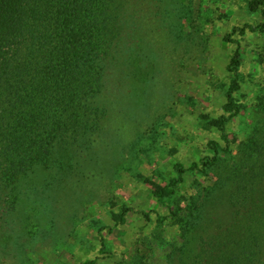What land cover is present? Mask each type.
Instances as JSON below:
<instances>
[{
  "label": "rangeland",
  "instance_id": "374dc122",
  "mask_svg": "<svg viewBox=\"0 0 264 264\" xmlns=\"http://www.w3.org/2000/svg\"><path fill=\"white\" fill-rule=\"evenodd\" d=\"M251 1L120 0L122 41L92 101L104 110L100 127L70 140L76 170L64 185L50 186L39 167L13 205L0 194V264H169L193 203L204 223L223 220L228 164L262 134L250 108L237 118L225 110L236 49L242 85L232 99L249 107L259 87L264 100V32L245 28L264 19ZM221 115L226 140L214 125ZM206 159L205 173L188 170ZM175 164L187 170L169 209L152 192L178 178ZM125 209V223L108 233ZM170 211L174 218H156Z\"/></svg>",
  "mask_w": 264,
  "mask_h": 264
},
{
  "label": "trees",
  "instance_id": "16d2710c",
  "mask_svg": "<svg viewBox=\"0 0 264 264\" xmlns=\"http://www.w3.org/2000/svg\"><path fill=\"white\" fill-rule=\"evenodd\" d=\"M250 6L252 11L261 8L264 19V0H252ZM122 26L120 0H0V194L12 197L11 205L34 169L49 170L50 186L64 185L75 172L77 154L68 144L100 127L104 110L92 101L104 90L105 66L118 55ZM245 28L264 32V20ZM240 58L236 49L226 96L233 107L224 108L233 118L250 108L253 118H263L262 134L228 164L223 220L204 223L206 217L193 203L181 227L182 246L173 247L169 264H264V100H257L262 92L258 86L249 107L232 99L231 92L242 85ZM227 119L221 115L214 121L223 140ZM211 164L202 160L188 170L205 173ZM174 168L178 178L152 192L169 209L166 201L187 170L181 164ZM129 211L115 216L107 232L123 225ZM174 217L170 211L156 218ZM105 250L101 245L100 252Z\"/></svg>",
  "mask_w": 264,
  "mask_h": 264
}]
</instances>
